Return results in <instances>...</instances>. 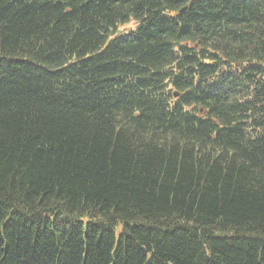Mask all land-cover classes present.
<instances>
[{"label":"trees","instance_id":"obj_1","mask_svg":"<svg viewBox=\"0 0 264 264\" xmlns=\"http://www.w3.org/2000/svg\"><path fill=\"white\" fill-rule=\"evenodd\" d=\"M0 264H264V0H0Z\"/></svg>","mask_w":264,"mask_h":264},{"label":"rangeland","instance_id":"obj_2","mask_svg":"<svg viewBox=\"0 0 264 264\" xmlns=\"http://www.w3.org/2000/svg\"><path fill=\"white\" fill-rule=\"evenodd\" d=\"M121 229H122V225L119 224L118 227H117V230H116V233L118 234V236H119V234L121 232Z\"/></svg>","mask_w":264,"mask_h":264},{"label":"water","instance_id":"obj_3","mask_svg":"<svg viewBox=\"0 0 264 264\" xmlns=\"http://www.w3.org/2000/svg\"><path fill=\"white\" fill-rule=\"evenodd\" d=\"M186 8H184L182 11H184Z\"/></svg>","mask_w":264,"mask_h":264},{"label":"bare ground","instance_id":"obj_4","mask_svg":"<svg viewBox=\"0 0 264 264\" xmlns=\"http://www.w3.org/2000/svg\"><path fill=\"white\" fill-rule=\"evenodd\" d=\"M183 9V8H182ZM184 12V11H183Z\"/></svg>","mask_w":264,"mask_h":264}]
</instances>
